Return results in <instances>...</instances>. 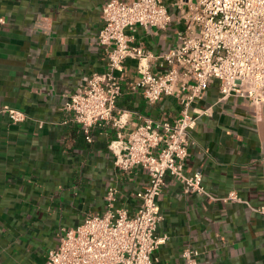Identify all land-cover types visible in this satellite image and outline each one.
Returning a JSON list of instances; mask_svg holds the SVG:
<instances>
[{
  "label": "crops",
  "instance_id": "1",
  "mask_svg": "<svg viewBox=\"0 0 264 264\" xmlns=\"http://www.w3.org/2000/svg\"><path fill=\"white\" fill-rule=\"evenodd\" d=\"M108 1L0 0V106L29 116L18 124L0 117V264H46L65 228L107 210L110 188L114 208L133 215L139 207L137 193L148 175L141 166L129 174L114 166L108 143L115 130L96 126L88 142L81 127L62 123L63 105L83 77L106 68L98 35ZM169 7L174 16L166 30L137 25L133 32L135 43L155 55L148 61L153 71L166 68L161 56L176 47L184 28ZM124 65L130 82L138 61ZM124 87L118 105L131 112V121L137 113L154 119L181 114L173 98L149 104ZM194 106L202 114L184 172L200 170L207 193H186L180 181L166 177L157 232L168 239L154 251L153 264H182L187 247L199 250V264H264V214L246 203L264 205V102L222 98L214 81ZM232 191L239 201L225 199Z\"/></svg>",
  "mask_w": 264,
  "mask_h": 264
},
{
  "label": "built area",
  "instance_id": "2",
  "mask_svg": "<svg viewBox=\"0 0 264 264\" xmlns=\"http://www.w3.org/2000/svg\"><path fill=\"white\" fill-rule=\"evenodd\" d=\"M170 5L184 28L176 47L161 56L166 68L153 71L148 61L155 55L135 43L133 32L137 25L166 30L174 16ZM170 5L165 0H109L103 7L98 42L107 54L106 68L83 77L63 105L62 123L81 127L88 142L96 126L113 128L116 135L108 147L114 166L126 174L141 166L148 184L137 193L140 204L133 215L113 207L115 189L110 188L107 210L65 228L59 244L48 250L46 264H153L154 251L168 239L157 232L166 177L180 181L186 193H207L200 170L184 172L191 134L202 114L194 105L214 81L222 98H248L255 106L264 102V0H172ZM127 59L138 61V75L130 82ZM125 84L149 104L175 99L181 114L154 119L137 113L131 121V112L118 105ZM1 116L15 124L29 118L8 104L0 106ZM225 199L240 200L235 191ZM246 203L264 214V205ZM199 255L196 248H185L182 264H199Z\"/></svg>",
  "mask_w": 264,
  "mask_h": 264
}]
</instances>
